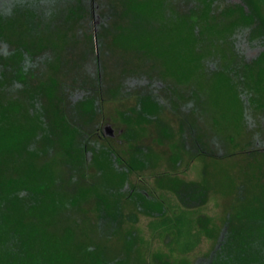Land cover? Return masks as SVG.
Listing matches in <instances>:
<instances>
[{
	"label": "trees",
	"instance_id": "1",
	"mask_svg": "<svg viewBox=\"0 0 264 264\" xmlns=\"http://www.w3.org/2000/svg\"><path fill=\"white\" fill-rule=\"evenodd\" d=\"M162 1L0 0V264H184L201 246V207L183 206L160 187L152 192L165 212L145 228L123 227L122 199L105 195L104 182H82L96 145L92 133L65 129L71 122L94 124L103 114L97 105L117 98L133 101L129 109L145 116L179 117L181 104L187 107L180 126L200 155L208 156L212 145L223 150L225 127L215 124H230L236 134L246 126L248 108L258 105L245 99L246 91L264 98V21L256 23L245 0H181V11L163 19ZM197 46L199 57L192 53ZM227 50L229 59L240 60L192 77L201 58H226ZM223 74L241 101L234 116L213 102ZM199 112L210 114L212 136L201 131ZM261 177L238 189L214 247L196 264H264ZM252 190L258 194L249 200ZM94 197L100 209L90 228L74 215Z\"/></svg>",
	"mask_w": 264,
	"mask_h": 264
},
{
	"label": "rangeland",
	"instance_id": "2",
	"mask_svg": "<svg viewBox=\"0 0 264 264\" xmlns=\"http://www.w3.org/2000/svg\"><path fill=\"white\" fill-rule=\"evenodd\" d=\"M163 1V6L160 8V14H164L163 19L181 11L176 5V3L181 4V0ZM245 2L251 12L257 16L256 23L259 21L258 24H260V20L264 21V0H245ZM179 40L182 43L188 42L187 37ZM219 44H216L215 48ZM201 50L197 46L192 50V53L198 54L199 57ZM75 51L76 48L73 49V53ZM220 52L219 50V54ZM211 55L201 58L203 63H201L200 71L194 69L193 71L197 72L192 75L193 78L209 75L205 71L210 69H214L213 74H217L227 62L235 63V60H240L239 56L229 59L232 58L230 50H227L225 55L226 58L228 57L227 59L217 53ZM71 56L73 55L71 54ZM213 56L215 57L213 58ZM248 62L250 61L248 60ZM251 65L254 66V62H251ZM115 68L117 73L120 68L119 66ZM182 75L184 74L182 73ZM228 80L231 79L225 75L217 82V92H215L216 96L213 102L219 109L221 108L234 116V111L240 109L241 101L239 102L240 99L237 98V95L239 96L237 90ZM240 84L238 81L237 85ZM241 85H243L242 88L248 87L246 82ZM246 92L245 94H249V98L247 96L245 99L256 98L258 104L257 107L248 108L246 118L248 123L246 126L242 124L245 128L242 126L240 133L237 134L230 124L228 127L227 124H215L216 127H225V130H222L225 134L221 147L223 150L219 152L213 145L209 146L208 156L197 154L193 142L180 126L182 115L188 119V115L191 113L182 104L180 107L182 115L179 117L169 112L147 113L145 116L134 109H129L133 105V101L129 99L120 101V98L110 99L106 102L102 100L103 103L100 102L97 107L101 108L103 114L94 124H72L66 114L62 115L67 118V122L68 120L71 122L66 124L65 129L75 131L77 127L82 126L92 133L91 137L96 144L90 149L86 158L87 165L85 174H83L86 178L81 176L82 182L86 184L104 182L105 187L102 190L105 195L109 196L108 194L112 193V197L115 195L122 199V201L120 200V214L123 227L134 223L145 228L149 218L162 215L165 212L163 205L153 195L154 187L166 189L183 206L201 207L203 216L200 219V226L205 228L206 237L199 249L184 260V264H196L200 257L208 254L214 247L218 234H220L222 220L226 211L229 210L231 202L236 198L238 189L249 187L251 180L255 181L261 176L264 181V147L260 149L262 146L260 142L264 141V98L251 96L250 89ZM241 98L244 100L243 97ZM96 110L98 111L97 108ZM124 113L127 115H123ZM195 116L204 115L199 112L195 113ZM208 116L211 119L209 113ZM201 118H204L199 124L202 128L201 131L209 132V136H212V127H209L210 131L207 130L209 118ZM162 120H167L169 124H162ZM45 129L46 134H51V124H45ZM96 130H99L107 142L95 135ZM74 137H77L76 132H74ZM107 143L124 158L126 161L124 165L116 162V157L106 146ZM38 149L39 146L33 148V152L30 150L29 153H34V150L39 151ZM193 154L195 156L192 157ZM188 164L189 166H187ZM131 166L132 168H130ZM70 176L72 175L68 174L69 178H71ZM257 194L258 191L252 190L249 200L255 198ZM82 208L83 211L75 214L74 219L94 228L100 209L96 198L88 200ZM169 242L170 238H166L163 244L166 245Z\"/></svg>",
	"mask_w": 264,
	"mask_h": 264
}]
</instances>
